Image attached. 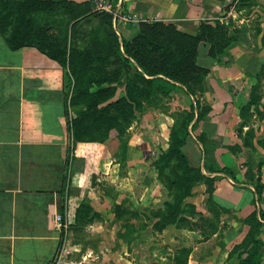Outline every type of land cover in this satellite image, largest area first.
<instances>
[{
  "label": "crops",
  "instance_id": "0c3cea01",
  "mask_svg": "<svg viewBox=\"0 0 264 264\" xmlns=\"http://www.w3.org/2000/svg\"><path fill=\"white\" fill-rule=\"evenodd\" d=\"M230 2L117 0V6L122 11L144 17L148 20L145 23L173 24L180 31L196 34L202 21H224V8ZM115 32L120 38L131 39L137 33V26L119 24ZM239 43L244 42L235 43L228 49L227 65L204 59L201 65L211 66L205 87L212 79L225 84L239 77L238 65L232 57ZM179 90L187 95L183 89ZM64 91L63 69L58 62L36 48L14 51L0 35V264H52L59 257L61 246L70 255L62 264H109L112 258L120 260L117 255L95 253L89 248L91 242L79 238L73 230L69 231V225L75 224L78 208L93 190L90 150L94 146L105 152L109 149L98 143H80L67 165L68 149L73 146V139L65 114ZM209 95L205 88L207 101L214 102ZM187 98L195 101L189 95ZM234 101L225 102L221 109L213 106L209 124L215 133L212 136L207 127L209 138L206 148L210 158L213 156L222 167L227 164L241 183L222 173L207 172L205 163L209 161L205 158V146L193 134L183 147L192 166L200 168L204 175L223 177L215 183L214 196L219 206L232 213L228 219L230 228L217 239L216 250L213 254L202 255L209 264H218L222 258L229 259L234 246L241 244L248 234L249 227L244 220L255 210L264 212V199L259 202L253 184L245 181L249 171L243 156L238 158L221 147L226 143L241 145L235 135L241 121L240 106ZM147 112L156 113L151 108ZM214 143L217 144L215 151L210 147ZM253 172L257 177L261 174L264 183V166L260 174L258 167ZM206 190L205 185L195 187L193 194H196V200L188 198L186 203L194 204L198 212L205 213ZM57 216L63 219L62 227L56 221ZM93 227L88 226V232ZM261 238L264 241V221ZM214 240L202 242L201 246H207ZM230 264H239V260L232 258Z\"/></svg>",
  "mask_w": 264,
  "mask_h": 264
},
{
  "label": "trees",
  "instance_id": "16d2710c",
  "mask_svg": "<svg viewBox=\"0 0 264 264\" xmlns=\"http://www.w3.org/2000/svg\"><path fill=\"white\" fill-rule=\"evenodd\" d=\"M111 1L117 4V0ZM88 19L97 20L98 25L92 30L89 44L79 48L74 45V34L82 21ZM136 26L134 37L120 38L113 28L112 15L95 11L90 1L0 0V35L9 48L14 51L36 48L58 62L63 69L65 114L73 139V146L68 149L67 165L80 143H98L113 151L123 143L146 103L156 95H169L173 90L183 89L195 101L190 98L188 117L174 131L165 157L177 160L171 181V187L175 190L174 201L166 205L165 213H162L163 222L158 221L157 225L165 228L184 222L182 207L193 196V188L198 183L207 186L209 203L213 206L211 209L216 208L218 215L219 210L228 209L219 206L214 196L215 183L223 177L204 175L200 168L190 164L183 147L194 134L205 146L206 161L212 160L206 148V129L212 108L205 97V78L211 73V66L201 65L199 59L209 58L217 64L227 65L229 61L224 58L228 55V49L244 41V38L240 37V31L232 28L231 21H202L196 34L180 31L175 25L163 22H144ZM134 64L138 68L135 78L128 75L125 93L113 100L125 69L128 66L135 68ZM247 74L255 78L259 76V72L247 71ZM257 84L252 87L250 101L239 107L242 130L248 127L244 122L248 110L256 104L254 89ZM69 107L76 112L72 119H69ZM243 145L252 147L253 143L244 137ZM210 164L205 163L207 172L222 173L241 183L229 167L218 168L212 161ZM263 166L264 160L258 165L259 174ZM245 181L253 184L258 201L262 202L264 183L261 174L255 178L248 177ZM92 212L90 203L83 201L77 210L76 220L88 217ZM114 212L119 217L126 210L116 205ZM263 221L264 212L258 213V210L244 220L249 227L248 234L241 244L234 246L229 258L235 257L239 264H264V241L261 238ZM130 223V220H126L128 227L132 226ZM218 230L216 225L209 235H215ZM173 263L187 264V259L175 258Z\"/></svg>",
  "mask_w": 264,
  "mask_h": 264
},
{
  "label": "rangeland",
  "instance_id": "374dc122",
  "mask_svg": "<svg viewBox=\"0 0 264 264\" xmlns=\"http://www.w3.org/2000/svg\"><path fill=\"white\" fill-rule=\"evenodd\" d=\"M224 13V21H231L232 28L240 31V37L244 38V43H239L232 56L238 65L239 77L225 84L212 79L205 88L214 101H208L213 111V106L221 109L225 102L231 100H235L237 106L248 103L252 87L258 83L254 89L256 104L248 110V116L244 119L248 127L242 130L241 119L235 129L241 145L226 143L221 146L238 158L243 156L249 171L246 178H255L257 173L253 170L264 160V0H231L224 8ZM97 25V20L82 21L74 34V45L79 48L87 46L92 30ZM227 57L229 60L230 55ZM227 57L224 58L225 61ZM204 59L208 58H200L199 63L203 64ZM134 65L135 68L128 66L125 69L113 100L125 93L127 76L135 78L138 68ZM247 71L259 72V76H249ZM190 105V98L179 89L173 90L169 95H156L145 104L144 111L138 114L122 144L109 152L102 151L98 146L90 150L94 173L91 176L93 190L84 202L93 204V212L88 217L76 220L73 226L69 225V231L73 230L79 238L83 237L91 242L89 248L95 253L120 256V260L112 258L109 264H174L175 258H182L183 261L187 259V264H209L206 262L209 260L202 255L213 254L217 239L229 230L228 219L232 213L228 209L219 210L218 215L216 208L217 211H212L213 206L209 203L207 192L203 202L205 213L198 212L196 206L186 203V200L181 214L184 222L167 225L165 228L157 225L158 221L163 222L162 213H165L166 205L174 201L175 190L171 187V181L177 160L165 157L172 144L174 131L188 117ZM149 108L156 113L147 114ZM75 116V109L69 107V119ZM207 127L213 136L215 130L211 124ZM249 130L250 134H246ZM244 137L250 139L252 147L243 145ZM216 145L210 144L213 151L217 149ZM211 159L209 163L206 162L208 166L212 161L216 167L223 168L213 156ZM224 167L229 166L225 164ZM201 185L205 184L198 183L195 187ZM195 196L193 194L189 198L196 200ZM116 205H121L126 210L119 217L114 212ZM126 220L131 221V227L127 226ZM90 225L94 227L88 232L87 227ZM216 225L219 234L209 235V231ZM212 238L215 240L207 246H201L202 242ZM199 246L202 247L201 250ZM58 256L52 264H62L64 259L68 260L70 257L63 246ZM231 260L232 258H222L218 264H230Z\"/></svg>",
  "mask_w": 264,
  "mask_h": 264
},
{
  "label": "built area",
  "instance_id": "2783aa9c",
  "mask_svg": "<svg viewBox=\"0 0 264 264\" xmlns=\"http://www.w3.org/2000/svg\"><path fill=\"white\" fill-rule=\"evenodd\" d=\"M93 4L94 10L100 13H107L112 15L113 27L117 30L119 24L124 26L137 25L147 22L144 17L131 12L122 11L117 4L115 5L111 0H88ZM59 225L63 226V219L61 216L56 217Z\"/></svg>",
  "mask_w": 264,
  "mask_h": 264
}]
</instances>
